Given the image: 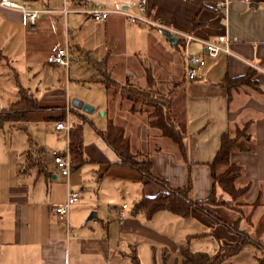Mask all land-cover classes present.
I'll return each mask as SVG.
<instances>
[{"label":"crops","instance_id":"0c3cea01","mask_svg":"<svg viewBox=\"0 0 264 264\" xmlns=\"http://www.w3.org/2000/svg\"><path fill=\"white\" fill-rule=\"evenodd\" d=\"M14 1H26L34 7H57L60 3V0ZM88 1L106 9H132L141 2L151 19L210 42L225 32L233 38L229 45L233 57L218 54L213 60L204 58V66L196 79L187 83L182 78L177 39L175 44H169L160 30L127 24L117 15H109L101 23L69 15L65 18L64 34L60 18L47 15L37 20L33 31H27L19 14L0 12V110L17 101L19 90L31 96L38 107L37 111L26 114L22 128L7 123L0 127V264L68 263V254L63 248V239L68 235L65 223L69 232L72 226L75 234L97 236L95 243H79V251L112 257L119 251L118 243L111 237L107 216L118 221L117 235L126 234L149 242L156 236L165 245L169 242L177 256L179 249L185 248L188 237L203 235L189 233V221L209 225L223 239L222 247L234 243L231 233L192 209L185 218L167 211H157L149 218L134 213V203L142 197L154 196L161 188L118 164L115 155L95 133L103 131L106 122L121 127L130 153L146 156L150 173L168 187H183L188 176L189 198L201 202L212 190L207 164L218 149L219 137L231 124L250 121L247 149L232 151L228 158L230 164L240 167L233 187H246V190L237 199L225 202L233 207L229 213H237L234 221L238 229L248 236L255 234L264 247V3L252 0ZM218 2L224 3L223 9L215 6ZM63 46L68 56L67 66L47 64L45 58ZM198 48L190 45L192 52L199 53ZM247 73L251 84L237 87L228 95L218 85L224 75L231 79ZM84 76L91 78L95 97L68 96L71 82L77 83ZM146 76L157 87H172V91L179 90L182 95L178 128L184 160L179 158L175 145L162 138L156 129L149 128L143 117L130 114L129 107L125 108L128 100L122 94L133 88L129 86L133 82L139 90L149 86ZM106 77L118 84L115 95L109 91L107 80L103 79ZM74 98L91 108L89 114L101 113L103 120L89 116L87 120L94 136L87 143L83 140L81 125V156L85 162L69 169L64 178L54 168L51 153L62 154L67 138L62 131L54 129V124L64 119L65 104L69 106L67 123L69 116L84 118L86 113L71 108L69 102ZM29 125L38 128L37 135L26 136L27 146L10 147L6 131L26 134ZM151 140L158 143L152 149L149 148ZM66 191L77 192L78 199L68 208L64 222L52 213V207L63 202ZM41 193L44 198L39 202L36 197ZM98 193L105 201L98 200ZM110 194L119 195L127 205H111ZM121 205L125 207L121 209ZM89 212L94 215L86 221ZM118 213L122 215L121 220L116 219ZM126 215L129 217L125 218ZM139 215L146 220V226L136 220ZM153 221L159 226L151 224ZM126 247L132 251L130 244Z\"/></svg>","mask_w":264,"mask_h":264},{"label":"trees","instance_id":"16d2710c","mask_svg":"<svg viewBox=\"0 0 264 264\" xmlns=\"http://www.w3.org/2000/svg\"><path fill=\"white\" fill-rule=\"evenodd\" d=\"M255 3H264V0H252ZM249 75L237 78H227L225 75L219 80L218 85L226 90L228 93L240 86H249ZM146 84L149 82L150 77L146 76ZM148 85V84H147ZM148 88V86H146ZM124 92L122 97L128 101L136 102L134 95L146 98V91L134 92L132 98ZM38 110L35 100L27 95L25 92L18 91V99L11 104L8 108L0 110V127L2 124L7 123L12 126L18 125L22 128L27 113L35 112ZM79 121H86L85 118H80ZM149 128L156 129L160 136L170 143L175 145L179 158L184 160L182 135L176 123L169 119L164 113L161 104H155L152 110V119L146 121ZM249 127L250 121H245L240 125L231 124L227 131L219 137V146L215 152L212 160L207 164L209 175L212 180V190L208 197L201 202L192 201L189 198L190 184L188 176L185 179V185L181 188H170L165 182L154 177L150 173V166L146 156L132 154L129 151L128 141L123 136L121 127L114 126L110 122H106L103 131H96V135L105 144V146L115 155L119 165L127 166L129 169L135 171L141 178H145L161 188V191L152 197H142L132 206L134 213H140L145 218H149L157 211H167L177 217L185 218L188 216L189 210L192 209L222 225L226 230L231 233L235 241L232 245L222 247L211 255L203 253H190L185 248L178 251L177 264H222L228 258L237 255L243 248L252 246L256 249H262V246L246 233L240 231L237 227V221L231 223L224 222L217 215L209 211V206H225L223 201L216 202L215 191L218 190L223 195L227 196L229 200L233 201L243 195L246 187L235 189L233 187L234 180L240 174V167L229 163V154L232 151H240L247 149L249 142ZM81 125L75 124L70 126L67 133V149L69 155V169H73L84 163L85 160L81 156ZM167 259L166 255L161 254V264H165ZM131 264H137L133 256L130 257ZM173 264H176L175 262ZM256 264H264V260L256 259Z\"/></svg>","mask_w":264,"mask_h":264},{"label":"rangeland","instance_id":"374dc122","mask_svg":"<svg viewBox=\"0 0 264 264\" xmlns=\"http://www.w3.org/2000/svg\"><path fill=\"white\" fill-rule=\"evenodd\" d=\"M79 82H71V84L68 87L67 95H80L82 97L91 98L95 97L94 89L92 87L91 78L88 76L81 77ZM107 80L108 89L111 93L114 95L118 91V88L116 87L118 84H114L112 81V78H103ZM119 83V82H117ZM149 86L148 88L145 87L142 90H139L137 87V84L135 82L129 84V86H133V88H128V95L132 98L134 95V92L137 91H146L148 94L146 98H143L141 96H138L137 94L134 95L136 98V102H133L132 100L127 102V107H129V113H137L138 116L144 118V122L149 121L152 119V110L155 104H161L164 110V113L169 119H172L176 126H180L181 122V104H182V95L179 90H176L175 92L172 91V87H162L156 86L155 81L150 78L149 82L147 83ZM171 90V91H169ZM74 97V96H73ZM74 99H71L70 102ZM77 101V100H76ZM69 102V104H70ZM87 105V104H85ZM88 106V105H87ZM69 108V107H68ZM123 110V109H122ZM69 111V109H68ZM93 117V120H100L102 121V116L99 115V112L95 113V115L91 114H84L83 117L87 120ZM69 116L67 120H69V123L72 122L74 124H80L82 125V137L84 142H88L87 140H90L94 134L90 126L87 124V122H81L75 117ZM61 121H64L62 118ZM58 121V122H61ZM88 121V120H87ZM29 128L26 131V134L18 133V132H8L6 131V139L10 142V147H19L20 145H26V136H30L29 138H34V136L37 135L38 128H35L33 125H29ZM64 134V133H63ZM9 137V138H8ZM155 140H151L149 142V148L151 146L156 147L158 145L157 142H154ZM33 150V147H31ZM45 149V148H44ZM48 151V150H47ZM139 155V154H138ZM101 193H98V200L105 201V198L100 196ZM91 196L93 197V194L91 193ZM215 200L216 202H221L225 204V206H209L208 209L215 215H217L219 218H221L226 223H231L235 220V217L237 215L236 212L229 213V210H232L233 207H231V204L226 203L225 201L230 202L229 198L222 193H220L218 190L215 191ZM39 202H41L44 198V194H38L36 197ZM110 203L111 205H119L121 203L127 205L126 200H121L120 196L117 194H114L112 196L110 194ZM93 200L95 201V197H93ZM102 205V204H99ZM90 213V212H89ZM242 215L244 213L240 212ZM87 214L85 218L88 216ZM202 215V214H201ZM204 216V215H202ZM129 216L126 215L125 218H128ZM84 218V219H85ZM124 218V219H125ZM136 220H141L140 225L146 226V220L142 216H137ZM207 220L210 222H213L215 225H220L212 221L210 218L206 217ZM83 219V220H84ZM107 222H109L111 229H112V238L118 243V251L119 253L115 252L112 257L110 255L104 256L102 255H93L90 253H86L85 251H79L77 249V246L79 243H86V242H92L95 243L97 241V236L94 234L86 233L84 236H80L79 234H75L73 232L72 226L70 229V232L68 233L66 239H63V248L67 252V260L68 263L66 264H131L130 262V255H132L137 264H161V254L166 255L167 259L165 264H173L174 262L178 263V256L176 252L173 250L172 245L167 242V244H163V242L158 239L156 236H152L151 242L141 240L137 237H132L126 234L123 235H117V229L118 224L111 216H107L106 218ZM82 220V221H83ZM103 220V219H102ZM156 224L157 221L151 222ZM190 231L189 233H203L201 236H192L187 238V243L185 244V249L190 253H203L206 255L213 254L220 245L223 246V239L217 234L209 225H206L202 222L197 221H189L187 222ZM150 226V225H148ZM156 226H159V223L156 224ZM223 227L222 225H220ZM225 230L226 228L223 227ZM228 232V231H227ZM253 240L258 241V243L262 244V240L259 239L255 234L253 236H249ZM81 241V242H80ZM161 243V244H160ZM127 244H130L132 247V251H130L126 246ZM260 244V245H261ZM163 245V246H162ZM132 252V253H131ZM256 259L264 260V247L262 249H256L252 246H247L243 248L237 255L226 259L222 262V264H256Z\"/></svg>","mask_w":264,"mask_h":264},{"label":"built area","instance_id":"2783aa9c","mask_svg":"<svg viewBox=\"0 0 264 264\" xmlns=\"http://www.w3.org/2000/svg\"><path fill=\"white\" fill-rule=\"evenodd\" d=\"M218 9L224 8L223 2L215 4ZM7 11L19 14L24 21L27 31H33L36 26V22L39 18L47 15H57L62 23L63 32L65 34L66 22L65 18L69 15L80 16L86 20H90L93 23L103 22L109 15L120 16L127 24L130 25H142L150 28L160 30L162 33L170 34L173 38H176L180 49L181 60V72L182 78L185 82H193L198 76L199 71L204 66V58L213 60L218 54H224L226 56H232L229 45L233 41V38H229L225 32L217 35L214 42H210L204 39L195 38L189 34L181 33L170 28L165 27L160 21L151 19L147 13L143 3L139 2L134 5L132 9H106L95 2L88 0H60L57 7H34L26 1H14V0H0V12ZM195 44L199 48V53L190 51V45ZM47 64L54 66L66 67L68 62V56L66 48H56L51 54L45 58ZM68 104H65L62 109L64 121L56 122L54 129L62 131L67 138L68 130L70 129L69 123H67L66 116L68 114ZM51 162L54 168L57 170L60 176L66 178L69 172V155L67 149V142L65 144L62 154L51 153ZM78 199V193L74 191H66L63 202L58 206L52 207V213L63 219L67 210ZM125 206L121 205V209ZM122 215L117 214L116 219L121 220ZM65 225V233L68 234L69 229Z\"/></svg>","mask_w":264,"mask_h":264},{"label":"water","instance_id":"95a60500","mask_svg":"<svg viewBox=\"0 0 264 264\" xmlns=\"http://www.w3.org/2000/svg\"><path fill=\"white\" fill-rule=\"evenodd\" d=\"M163 35H164L166 41H167L169 44L173 45V44L176 43V39L173 38L170 34L163 33ZM70 106H71V108L79 109V110H81L83 113H86V114H89V113L91 112V108H90L89 106H87V105H85V104H81L79 101H76V100H72V101L70 102ZM99 115H101V113H99ZM93 215H94L93 213H90V214L87 216L86 221L90 220L91 217H93Z\"/></svg>","mask_w":264,"mask_h":264}]
</instances>
